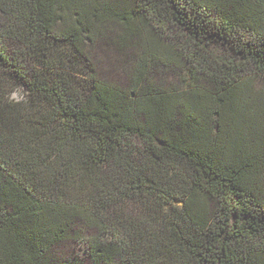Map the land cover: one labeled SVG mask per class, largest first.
<instances>
[{"label":"trees","instance_id":"1","mask_svg":"<svg viewBox=\"0 0 264 264\" xmlns=\"http://www.w3.org/2000/svg\"><path fill=\"white\" fill-rule=\"evenodd\" d=\"M0 264H264V0H0Z\"/></svg>","mask_w":264,"mask_h":264},{"label":"rangeland","instance_id":"2","mask_svg":"<svg viewBox=\"0 0 264 264\" xmlns=\"http://www.w3.org/2000/svg\"><path fill=\"white\" fill-rule=\"evenodd\" d=\"M106 50V46H99L96 49V56L94 58L95 63L99 62V69H102V71L105 73V75L109 76V78L114 79V80H122V77H124V74L122 72V68L119 64H112L109 62V57H111V54H108L109 51ZM105 51L107 55L103 52ZM108 70H111L113 72H107ZM172 79V77H171ZM9 99L14 100L17 102H26L29 99L28 92L25 91V89L22 86L19 85H14L11 86L9 89ZM59 250V249H58ZM84 249L81 248V246H78L77 244L68 242L67 244L61 246L60 253L58 255L59 258L61 259H67L71 257L72 255L76 254H81L84 253Z\"/></svg>","mask_w":264,"mask_h":264}]
</instances>
